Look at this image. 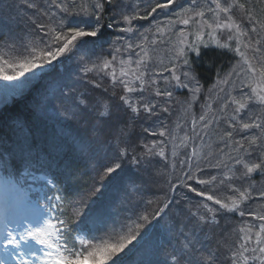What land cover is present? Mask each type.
<instances>
[{
  "label": "snow or ice",
  "instance_id": "snow-or-ice-1",
  "mask_svg": "<svg viewBox=\"0 0 264 264\" xmlns=\"http://www.w3.org/2000/svg\"><path fill=\"white\" fill-rule=\"evenodd\" d=\"M28 8H36L34 3L25 0ZM105 3L111 5L113 0H50L51 7H54L61 14L59 21L54 19L56 13L46 10L43 15L48 18V22L37 24L39 29V39L33 44L29 43L23 59H15L9 57L7 53L0 54V81L5 82V89L8 93L14 94L21 92L27 88L33 81L38 80L45 72L47 65H53L54 61L59 60L66 52L75 48V41L82 37H97L104 25L100 23L101 13L104 11ZM176 0H162L151 8V13H156L157 9H168ZM139 5H134L132 10L127 14L121 13L120 19L115 21L120 24L121 20L125 26L120 27L119 31L132 33L135 31L133 20L147 19L150 13L140 15L136 11ZM72 9H77L75 13ZM233 9H238L249 23L253 26L250 31L259 36L264 33V8L260 9V15L256 14L254 8H249L240 0H210L206 7H202L197 0H191V4L182 8L177 13L175 23L185 26L190 23L197 25L195 33L196 42L191 43L187 40L183 31L178 33V38L172 42L171 56L165 64L163 60L154 59V49L148 45H155L159 41H150L147 36H143L141 43H129L127 48L131 53L135 54L138 59L120 60V70L117 73L113 67L112 61L116 57H112V61H104L101 65L94 68H87L85 71H105L111 69V79L113 86L119 85L122 94L119 97L124 108L130 110L134 118L144 114L145 118L152 116H160L161 113L170 114L172 103H178L174 100V88H186L195 95L200 91L199 81L191 73V65L188 59L186 49L196 52L199 55V46H208L205 42L204 32L208 30L211 41L215 42L217 47L230 48L229 42L221 43L216 39L218 30H228L229 36L227 41L236 40L237 45L235 51L239 53L247 65L246 71L252 73V77L247 83L250 92H243L238 95H232L226 92V88L231 85V76L220 82L219 92L225 93L224 97L217 95L216 99L221 100L218 110L214 111L211 104L207 106V111L201 114L197 119L191 121V131L200 139V147L207 149L197 153L196 147H192V157L199 156L200 160L211 161L215 158V167L220 170L222 179L220 184L225 181L235 179L247 180L248 186L236 187L229 184V188L233 193L232 196L226 197L224 200L215 197L212 194L199 191L187 183V180H196L197 184L208 185L217 181V176L212 175L209 179H200L192 171V164L188 163L189 171L184 173L187 180L183 182V187L195 193L196 196L204 197L205 200L211 201L215 205H219L220 209L227 212H239L241 217L245 216V211L240 208L241 202L252 198L251 189H255L252 183V174L259 173L264 176V55L259 57V64L254 65L247 55L241 51L240 45L251 48L254 53L260 52V48L256 45L261 44V40L257 39L253 44V38L248 36L241 25L233 18ZM212 15L206 18V14ZM70 14L76 16L83 15L92 17L96 20V24L91 26L90 30L83 27L74 26L66 27L65 21ZM223 14V17L222 15ZM35 24L36 22L33 21ZM111 28L113 25H107ZM165 27H169L166 25ZM157 33H163V28H157ZM248 37L245 44L241 37ZM171 42V38H169ZM72 46V48H70ZM8 47H13L8 45ZM139 49V52L136 50ZM117 53L120 49H115ZM253 59L257 57L253 56ZM159 65V67L150 65ZM8 69H11L9 72ZM167 74V75H166ZM191 83V87H190ZM161 84L164 87H161ZM233 90H235L233 88ZM139 93V95H136ZM78 106L87 108L84 99L77 101ZM258 105V110H253L249 105ZM231 106V109H230ZM102 119H111V111L109 106L104 105L103 111L99 113ZM221 122L226 127L221 131ZM197 124L200 125V131L197 132ZM211 134L216 137V147L213 148L211 143L205 142V137ZM151 136L167 137L171 141L172 133L167 130L165 125L162 129L153 130L151 128L144 129ZM243 134L241 139L236 136ZM185 137L180 141V147H187ZM163 145L165 141H159ZM195 142H193L194 144ZM223 145L220 147L219 145ZM175 147V145H174ZM144 155L147 158L159 156L166 159L163 147L157 149V144L143 145ZM127 149L119 151L120 158L127 156ZM175 156V152L173 153ZM133 162H138L133 157ZM211 166V165H210ZM239 166V167H237ZM175 167V165H173ZM0 168L3 169L5 175L0 176V185L3 187V207L4 219L0 221L2 231H0V247L3 248L6 256L0 260V264H128L127 256L132 252L139 250L144 244H147L150 236L149 232L141 235V230L145 224H151L160 218L163 208H158L155 212L149 214H141L132 225H122L119 233L111 235L108 238H97L77 236L79 245L83 251L70 249L64 239L63 233L67 230V221L60 217L53 216V210L58 209L63 212L62 197L59 195L48 196L44 193V186L51 185L56 187L54 181L45 175L37 176L30 171H26L20 176H15L9 171L8 162H0ZM122 164L118 159L116 162L106 167L101 174V181L113 173L121 170ZM196 169L202 171L199 160L196 162ZM240 175L237 176L236 173ZM25 177H31L33 184H39V187H24ZM99 191V188L95 189ZM175 186L170 188L174 191ZM259 199L264 200V190H259ZM33 193L35 197L33 198ZM55 200L52 204L50 201ZM42 201H45L42 203ZM151 203V201H149ZM172 203L171 200L164 204V208ZM203 212L191 211L192 217L196 218V223L200 227L208 226L209 228L218 225L217 213L219 209L202 204ZM32 209L35 214L31 217L22 216L16 218L18 210ZM255 220L260 221L258 225L239 227L234 229L236 238L229 241V237L225 235L217 239V247L210 250L207 255L199 253L192 239L185 236L184 245L174 250L170 259L165 264H219L217 253L223 252L224 258L228 264H264V212L248 213ZM83 215L80 211L75 216ZM88 217L86 216V220ZM143 221V223H141ZM74 223L78 222L73 219ZM254 227L257 229L254 231ZM139 237V239H137ZM95 241V242H94ZM136 241V244H133ZM33 243L39 247H33ZM132 245V248H129ZM128 249L126 252L125 250ZM68 253V255H65ZM124 254L121 256V254ZM199 253V254H197ZM119 257V259H115Z\"/></svg>",
  "mask_w": 264,
  "mask_h": 264
},
{
  "label": "rangeland",
  "instance_id": "rangeland-1",
  "mask_svg": "<svg viewBox=\"0 0 264 264\" xmlns=\"http://www.w3.org/2000/svg\"><path fill=\"white\" fill-rule=\"evenodd\" d=\"M29 2H31L29 0ZM162 2V1H161ZM224 0H222V3ZM37 8H28L25 0H0V54L7 53L9 57L15 59H23L26 55L25 48L29 43H35L39 39V29L36 27L37 24L48 22V18L43 15V13L48 10L51 13H56L54 19L59 21L60 13L54 7H51L50 0H34ZM197 3L202 7H206L210 0H197ZM243 3V2H242ZM247 7L254 8L256 14L260 15V9L264 8V0H245L244 2ZM191 4V0H176L168 9H158L159 14H151V18L154 19L152 24L154 28L151 30H139L132 33L121 32L117 34V42L114 46L112 54L110 56H101L95 54L100 51L98 45L92 43L91 38L95 37H82L77 38L75 41V48L71 51L66 52L63 57L59 60L54 61L53 65H47L45 72L40 76L38 80H35L27 88L21 92L10 94L5 89L4 81H0V111L11 106L16 102H26L29 106L38 111L39 113H45L50 116L58 124L59 128L62 129L63 125L67 127L71 125H76L77 131L74 135L70 136L73 140V144L84 153L83 147L86 145L89 147V152L86 154L88 158H95L98 162H103L104 165L110 166L118 159L122 164L121 170L118 173H113L110 176L105 177L102 181L100 179L101 174L104 169H93L94 175L96 176L95 183L91 191L80 197L74 208V214L77 211L83 213V215L75 216L76 221L83 222V224L88 221H94L95 215H91L93 209L96 205L100 203L102 199L105 198L107 191H114L116 194L111 198L112 203H107L105 205L107 216L102 218L103 214H100L99 221H95L91 225L94 226V233L97 238L103 237L108 238L111 235L119 233L121 226L128 224L132 225L134 221L141 215L140 211L143 209H151V207H163L164 204L171 200L172 203L168 204L172 212L176 215L175 218H180L182 214L189 210V201L192 197L193 192L189 191L188 188L183 187V182L187 180L184 173L189 171L187 164H192V171L195 172L196 176L200 179H209L212 175L217 176V181L213 184L202 185L197 184L196 180H187L193 188L199 191L212 194L215 197L224 200L226 197L232 196L233 193L229 188V184L236 187H247V180L233 179L232 181H225L224 184H220L219 181L223 178L220 170H218L215 165V158L213 157L211 161L200 160L199 156L192 157L191 151L192 147L195 146L197 153L201 151H206L207 149H202L200 145L199 137L191 131V121L192 119H197L201 114L207 111V106L211 104L214 111L218 110L221 100H217L216 97H224L225 93L219 92V87L223 85L220 84L225 78L231 76V85L226 88V92L232 95H238L240 91L250 92V89L246 86L252 77V73L246 71L247 65L244 64V60L241 55L237 53L234 49L237 45L236 40L227 41L229 36L228 30H218L216 39L220 40L221 43L229 42L230 49L235 53V61L229 67L227 71L221 74L216 81L208 87H200V91L193 95L186 88H174L173 96L174 100L178 103H172L169 105L170 114L161 113L160 116H152L145 118L144 114L140 117L134 118L130 110L123 107L121 101L119 100L122 94V89L119 85L113 86L111 79V69L105 71L95 70L86 72L87 68H94L96 65L103 64L104 61H112V57L115 56L116 60L112 61L113 67L116 68L117 73L120 70V60H136L138 57L131 53L127 48L129 43L139 44L141 43L143 36H147L150 41H159L155 45H148V47L154 49V59L163 60L166 64L168 58L171 56L172 42H175L178 38V33L183 31L187 40L191 43L196 42L195 33L197 31V25L190 23L185 26L180 23H175L177 20V13H179L182 8H186ZM134 5H138L136 0H131V4L124 3L119 5L120 12L127 14L130 12ZM138 8H136V11ZM76 12V11H75ZM74 12V13H75ZM212 14H206V18L210 17ZM223 17V14H221ZM233 18L241 28L248 33V36L253 38V44L257 39L261 40V44L256 45L260 48V52L254 53L251 48H246L240 45L241 51L244 52L247 57L252 61L254 65L259 64V57L264 55V33L259 36L256 33L250 31L253 26L246 17L238 9H233ZM85 16H76L72 14V19L68 16L65 25L66 27H72V20L79 26L85 28L82 22ZM33 21L36 23L34 24ZM168 25L169 27H165ZM123 26H125L123 24ZM134 27V25H133ZM157 28H163V33H157ZM86 29V28H85ZM143 34V36L141 35ZM171 38V42L169 41ZM205 42H208V46L217 47L215 42L211 41V37L208 35V30L204 32ZM241 39L246 44L248 37H241ZM12 45L13 47H8ZM204 46V45H203ZM119 48L120 52L117 53L115 49ZM139 52V49L136 50ZM187 53L189 52L186 49ZM253 56L257 59H253ZM102 57V58H101ZM104 58V59H103ZM159 65H150V67ZM10 72L11 69H8ZM192 73V72H191ZM193 74V73H192ZM167 75V74H166ZM194 75V74H193ZM161 87H164L161 84ZM191 87V83H190ZM233 88L235 90H233ZM77 94L78 97L75 95ZM86 95L88 97H86ZM139 95V93H136ZM93 96L95 97L93 99ZM84 99L87 103V108L91 105L93 110L87 108H82L78 106L77 101ZM108 105L111 111V117L114 120L102 119L104 125H111L110 130H94L89 125H92V121L88 116L87 120L82 121L85 116V112L91 115L94 112H101L104 109V105ZM254 111L258 110V105H249ZM88 111H87V110ZM231 109V106H230ZM90 111V112H89ZM131 121V129L137 128V131L128 132L126 138L134 145V151L138 162H133L131 159H127L128 155L120 158L114 156L115 148H112L107 141L108 136L105 132L114 135V132L119 133L125 128L124 121ZM109 123V124H108ZM88 124V125H87ZM127 124V123H126ZM167 126V130L172 133L171 141L169 142L167 137L151 136L144 131L146 128H151L153 130L162 129ZM226 125L221 122V131ZM200 131V125L197 124V132ZM131 133V134H129ZM138 135V136H137ZM243 134L237 135V139H241ZM185 137H190V139L185 140L187 147H180V141L184 140ZM216 137L211 134L209 130V136L205 137L206 143H211L213 148L216 147L215 144ZM159 141H165L163 145H160ZM105 144V147L101 146V143ZM193 142H195L193 144ZM157 144V149L163 147L165 152V157L161 158L159 156H152L147 158L144 155L143 145L145 144ZM175 145V147H174ZM223 147V145H219ZM175 152V156L173 153ZM199 160L200 167L202 171L196 169V162ZM175 165V167H173ZM211 165V166H210ZM239 167V166H237ZM237 176L240 175L239 172L236 173ZM135 179V181H132ZM156 179V180H155ZM150 180L158 182V186L154 187V182L149 184ZM252 183L255 184V189H251L252 198L247 201L241 202L240 208L245 211L246 221L239 223L237 218H233L239 212H227L224 209V215L231 218L233 221H229L224 218L222 223H226L230 229L234 225L238 224L239 227L245 226H255L260 223V221L255 220L248 213L250 212H264V200L259 199V190H264V176L259 173L252 174ZM117 188L116 190L114 188ZM175 186L174 191H170V188ZM26 188V187H25ZM99 188V191L95 189ZM158 192V193H157ZM3 187L0 185V221H3V207L2 198ZM196 196V195H194ZM180 200L182 203H180ZM151 201V203H149ZM184 204H188L187 207ZM205 204V203H204ZM209 206L211 205L208 201ZM201 207V206H199ZM102 208V207H100ZM98 207V209H100ZM202 208V207H201ZM203 209V208H202ZM145 212V211H144ZM35 214L32 209L19 210V214L16 216L20 219L22 216L31 217ZM146 214V212H145ZM86 216L88 219L86 220ZM241 217V216H240ZM242 218V217H241ZM159 223L157 220L150 224H145L144 228L141 230V235L144 232H149L150 239L147 244L139 250L132 252L127 256L128 264H138L141 259H146L144 261H150L152 264H165L167 260L170 259L171 254L174 250H177L173 243L175 239L180 235L181 238L185 240L187 235L190 239L197 241L195 237L196 233L194 230L190 231L189 235L185 230H183V225L178 224L180 221L172 220L167 221L165 218H159ZM143 223V222H142ZM100 227L97 229V226ZM159 226V227H158ZM2 229V224H0ZM257 230L254 227V231ZM223 233L222 230H215L213 232H202L197 233V235L205 238L206 244L204 247V255H207L210 250H214L217 247V237ZM205 237H204V236ZM227 235L226 233L221 237ZM229 241H234L230 234L227 235ZM139 239V237L137 238ZM95 242V241H94ZM136 244V241H133ZM162 244V246H161ZM184 244H182L183 246ZM33 247L38 248V245L33 243ZM132 248V245H129ZM126 252L128 249L125 250ZM68 255V253H65ZM124 254L122 253L121 256ZM219 260H224L221 256L222 254L217 253ZM6 253L3 248L0 247V257L2 260L5 258ZM119 259V257L115 258ZM223 263L222 261L219 263ZM111 264V262H110Z\"/></svg>",
  "mask_w": 264,
  "mask_h": 264
},
{
  "label": "trees",
  "instance_id": "trees-1",
  "mask_svg": "<svg viewBox=\"0 0 264 264\" xmlns=\"http://www.w3.org/2000/svg\"><path fill=\"white\" fill-rule=\"evenodd\" d=\"M30 1L32 2L34 0ZM161 1L162 0H136L139 5L137 12H139L140 15L150 13L147 19L133 20L134 28L137 31L144 29L151 30V28H154V25L152 24L154 19L151 18V14L154 13H151V8ZM76 2L79 3L80 0H76ZM240 2L244 3L245 0H240ZM124 3L131 4V0H113L111 5L105 3L104 11L100 14V23H102L104 27L97 37L91 38L92 43L101 48L100 51L95 54L104 57H108L112 54L114 46L118 40L116 37L119 33V28L123 27L122 20L120 24H116L115 21L120 19L121 12L119 10V5ZM75 11L78 10L72 9L73 13ZM156 14H159L158 9ZM69 17L72 19V14H70ZM82 19H84L82 25L84 24V27L87 30H90L91 26L97 23L92 17H85ZM109 23H112L113 25L111 28L107 26ZM71 26L74 27L78 25L72 20ZM188 59L191 65V72L199 81V85L201 87H208L213 84L221 74L229 69L235 61V53L230 48L214 47L210 45L205 47L200 45L199 55H197L196 52L189 50ZM75 95L78 97L77 94ZM86 97L88 96L86 95ZM94 98L95 97L93 96V99ZM89 107L87 109H89ZM99 113L100 112H94L91 115H88L85 112L82 121L87 120L86 116H88L92 121V125H89L91 128L97 131L104 130L106 125H104V121L101 120ZM108 120L110 123L111 120L114 119L111 117V119ZM124 124L125 128L122 129L121 127L119 133L114 132V129V135H111L108 132L105 133L108 136L107 141L112 148H115L114 156L117 158L119 156V151L126 148L128 152L127 159L130 160L131 155L133 158L136 155V152L134 151V147H132L134 145L132 142L134 141H131L130 138L129 142L126 135L128 132L137 131V128L133 130L131 129L130 119L128 121L125 120ZM76 127V125H71V127L63 125L61 129L50 116L33 110L29 106V103L23 101L7 106L0 111V162H8L9 171L14 173V177L20 176L26 171H30L37 176L45 175L54 181L56 187L53 188L51 185L44 186V193H47L48 196L59 195L62 197L61 203L64 211L61 212L58 209H54L52 213L53 216L60 217L68 222L67 230L63 233L64 239L62 242H66L70 249L83 251L79 245L77 236L79 235L85 238L95 236L94 230L96 228L94 229V226L91 224L95 221H99L100 214H103L102 218L107 216L106 209H104L105 205L107 203H112L111 198L116 192L109 190L104 193L106 194L105 198L102 199L99 205L97 204L95 206L96 208L91 212V215H95L94 221H88L85 224L72 222L73 219L76 220L74 208L76 207L78 199L88 194L94 186L96 176L94 175L93 169L102 170L108 167V165H104L103 162H98L95 158H88L86 154L89 152V147L86 145L83 147L84 153L76 148L73 144V140L70 138V136L74 135L77 131ZM106 127V130L111 131L110 127L112 126L108 125ZM101 146L105 147V144L102 142ZM3 175H5V173L3 172V169L0 168V176ZM28 178L31 179V177H25L24 184H28ZM132 181H135V179ZM152 182H154L156 192L158 182L150 180L149 184ZM30 184H32L33 187L40 186L39 184L34 185L32 180L30 181ZM117 188H119V186L114 189L116 190ZM194 195L195 193L189 195L192 197L189 201L190 209H187L180 218H175L176 215L172 212L170 207H151V209L141 210L140 214H145L146 212V214L151 215V213L155 212L158 208H163V213L160 215L161 218H165L167 221H172L174 219L180 221L178 224L183 225V230L189 235H191V230L195 231V237L198 240L194 241V244L196 249L199 250V253H204V247L206 244V237L203 235L205 237L203 238L197 235L200 231L210 233L216 228V230L223 231V233L217 237L218 239L225 233L236 238L237 234L234 229L239 228V225L236 224L230 229L226 223H222L224 218H227L229 221H233V218H237L239 223L246 221L247 218H241L239 214L232 217V219L228 218L224 215V212L222 211L223 209L219 208V205H215L210 201L211 207L219 209L217 213V220L219 223L211 228L208 226L200 227L196 223V218L191 216L190 210L197 211L199 209V211L203 212L204 209L199 206L208 203V201L205 200L204 197ZM50 202L52 204L56 203L54 199ZM180 203H182L181 200ZM184 205L187 207L188 204ZM98 207L102 208L98 209ZM159 220L160 219L157 220V224L159 223ZM142 222L143 221H141V223ZM99 227L100 225L97 226V229ZM172 243L178 250L182 247V244L185 243V240L179 235L175 241L171 242V244ZM219 254H222L221 256L224 258L222 250ZM144 260L146 259H141L138 264H152L149 260ZM221 261L223 262L221 264H228V261L225 258L224 260H219V263Z\"/></svg>",
  "mask_w": 264,
  "mask_h": 264
},
{
  "label": "bare ground",
  "instance_id": "bare-ground-1",
  "mask_svg": "<svg viewBox=\"0 0 264 264\" xmlns=\"http://www.w3.org/2000/svg\"><path fill=\"white\" fill-rule=\"evenodd\" d=\"M89 110H91V111H92V110H93V107H91V106H90V107H89ZM109 126H111V125H109Z\"/></svg>",
  "mask_w": 264,
  "mask_h": 264
}]
</instances>
